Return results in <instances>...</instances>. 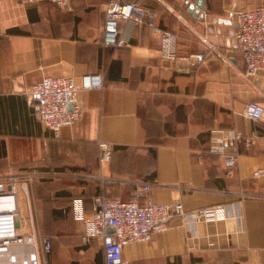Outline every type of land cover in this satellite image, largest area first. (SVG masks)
Wrapping results in <instances>:
<instances>
[{
    "label": "crops",
    "instance_id": "1",
    "mask_svg": "<svg viewBox=\"0 0 264 264\" xmlns=\"http://www.w3.org/2000/svg\"><path fill=\"white\" fill-rule=\"evenodd\" d=\"M156 12V25L176 33L177 58L161 57L159 38L145 27L123 26L127 45L104 47L107 0H70L61 10L47 1L0 0V175H37L18 191V229L47 236L51 252L40 264H105L101 239L86 233L98 194L128 201L144 182L159 204L194 211L235 202L233 217L188 229L179 217L147 243L122 248L123 264H264V113L245 119L249 101L264 109V71L244 74L236 42V13L264 0H126ZM202 54L201 61L195 55ZM101 74V88L80 90L82 113L58 138L38 119L25 91L42 78L76 83ZM238 144L228 171L210 145L229 132ZM112 146L98 163V143ZM263 173L254 177V172ZM101 175L100 183L86 179Z\"/></svg>",
    "mask_w": 264,
    "mask_h": 264
},
{
    "label": "built area",
    "instance_id": "2",
    "mask_svg": "<svg viewBox=\"0 0 264 264\" xmlns=\"http://www.w3.org/2000/svg\"><path fill=\"white\" fill-rule=\"evenodd\" d=\"M22 3L34 4L47 1L58 9H67L70 0H18ZM237 48L242 56L244 74L253 78L264 71V4L251 10L236 13ZM145 27L159 38L161 57L165 61L177 58L176 33L161 29L156 25V12L140 3L126 0H107L104 8L103 41L104 47L122 48L128 43L123 26ZM202 54L195 55L201 61ZM102 75L90 74L76 83L68 76L42 78L38 83L25 91L29 106L36 107L38 119L58 138L60 131L71 127L81 116L82 109L78 99L80 90L101 88ZM263 107L255 101L245 103L242 116L250 121L258 122L263 116ZM243 142L250 146L251 139L244 138L236 131L213 142L209 152L217 155L224 162L225 168L232 170L238 161V144ZM112 146L98 143V163L101 166L111 160ZM263 171L254 172L258 177ZM37 175L27 173H7L0 175V264H40L37 247L41 254L47 256L51 252V241L47 236L37 237L34 233L22 234L18 229V191L28 194L29 186ZM86 179L105 182L98 175H87ZM152 183L139 185L132 198L122 201L118 198L98 194L93 198V214L84 219L86 233L83 241L91 237L101 239L105 264H123L122 248L134 243H147L158 233L168 229L169 221L179 217L188 229L198 223H210L233 217L241 228L240 201L254 195L240 193L235 202L202 207L194 211H185L181 203L159 204L148 197ZM9 203L10 206L1 204ZM112 229V232L109 231Z\"/></svg>",
    "mask_w": 264,
    "mask_h": 264
},
{
    "label": "bare ground",
    "instance_id": "3",
    "mask_svg": "<svg viewBox=\"0 0 264 264\" xmlns=\"http://www.w3.org/2000/svg\"><path fill=\"white\" fill-rule=\"evenodd\" d=\"M2 206L4 205V206H10V204L9 203H6V204H1Z\"/></svg>",
    "mask_w": 264,
    "mask_h": 264
},
{
    "label": "water",
    "instance_id": "4",
    "mask_svg": "<svg viewBox=\"0 0 264 264\" xmlns=\"http://www.w3.org/2000/svg\"><path fill=\"white\" fill-rule=\"evenodd\" d=\"M110 232H112V229H109Z\"/></svg>",
    "mask_w": 264,
    "mask_h": 264
}]
</instances>
